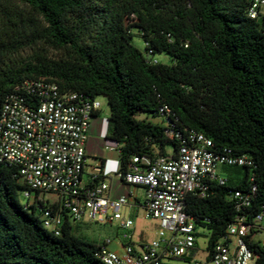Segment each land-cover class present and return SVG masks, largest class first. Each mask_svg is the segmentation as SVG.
Masks as SVG:
<instances>
[{
	"label": "trees",
	"instance_id": "16d2710c",
	"mask_svg": "<svg viewBox=\"0 0 264 264\" xmlns=\"http://www.w3.org/2000/svg\"><path fill=\"white\" fill-rule=\"evenodd\" d=\"M251 4L0 0V106L25 81L108 98L105 139L122 145L116 154L122 172L135 158L147 169L156 157L175 154L180 142L166 135L168 127L183 136L202 133L221 153L249 156L254 168L223 167L225 186L211 183L206 198L186 200L187 214L210 231L213 245L238 215L232 193L254 186L253 215L264 206V16L251 19ZM137 36L144 51L133 43ZM158 54L171 63L159 62ZM164 106L168 121L159 115ZM103 181L98 176L91 184ZM23 189L19 168L0 162V264H105L97 257L101 244L75 234L67 211L61 235L48 231L43 212L61 205L23 206ZM249 247L264 264V248L250 238Z\"/></svg>",
	"mask_w": 264,
	"mask_h": 264
},
{
	"label": "built area",
	"instance_id": "2783aa9c",
	"mask_svg": "<svg viewBox=\"0 0 264 264\" xmlns=\"http://www.w3.org/2000/svg\"><path fill=\"white\" fill-rule=\"evenodd\" d=\"M248 15L254 20L264 16V0H252ZM101 109L99 97L85 99L65 93L51 81H25L0 106V162L19 168L22 196L29 207L48 197L61 205L60 211L48 208L43 212L48 231L61 235L63 211L72 225L85 220L104 225L118 222L122 250H111L110 241L101 244L97 257L105 264H257L258 256L249 247V238L260 244L264 237V206L252 213L256 187L231 194L238 215L226 235L213 245L210 231L186 212L189 196L206 198L211 183H228L220 169L254 168L252 158L216 151L213 141L202 133L189 131L183 136L168 127L166 135L180 142L175 154L156 157L147 169L135 158L127 171L122 172L121 167L116 173L98 162L86 182V146L93 117ZM159 115L168 121L169 108H160ZM107 126L104 119L105 138ZM111 143L106 150L120 155L122 145ZM98 176L106 180L117 177L129 186L145 189V218L160 223L157 239L134 242L135 223L122 212L129 205L128 198H112L106 180L91 184ZM201 253L206 254L204 261L199 260Z\"/></svg>",
	"mask_w": 264,
	"mask_h": 264
},
{
	"label": "rangeland",
	"instance_id": "374dc122",
	"mask_svg": "<svg viewBox=\"0 0 264 264\" xmlns=\"http://www.w3.org/2000/svg\"><path fill=\"white\" fill-rule=\"evenodd\" d=\"M133 43L141 51L145 50V44L141 37H138V36L135 37ZM155 58L159 62H162V63H171V57L166 54H158L155 56ZM99 101L102 104V109H101L100 115L94 118V121H96V124L94 125L93 131L90 134L89 162L91 164L92 163L94 164L95 162H97V159H99L98 152H100V154H103V155L106 153H110L108 150H106V147L112 144L111 142L107 141L102 134L104 119L108 120L110 116V107L108 104V98L102 96V97H99ZM138 118L141 120L148 119L152 121L153 123L162 124V120L160 118H154L146 114H140L138 115ZM172 149L173 148L171 146L167 148L169 152H172ZM220 172L223 175H225V172H223V169H220ZM127 187H131V186L128 185ZM19 200L23 206L26 205L27 200H25L22 195H20ZM47 200L50 201L51 204H54L55 202H57V199L54 197H48ZM122 212L126 217L131 218L135 223L134 242L138 244L141 242L150 243L153 240L158 238V234L160 231V223L153 219H146L145 209L143 206H139L136 208H129V206H126L123 208ZM118 224H119L118 222H113V223L104 225L101 223L85 220L82 223L74 224L73 228H74V233L79 236H82L84 238H87L88 240H91L99 244H103L105 242L110 241L111 244L109 245V248L111 250L121 251L122 249L119 245V242L121 241V238H122V231L119 229ZM205 234H208V233H205ZM200 242L202 246L204 247L205 246L204 240L201 239ZM260 245L264 248V237L261 238ZM205 258H206L205 253H201L199 255V260L204 261ZM250 264H256V262L252 261Z\"/></svg>",
	"mask_w": 264,
	"mask_h": 264
},
{
	"label": "crops",
	"instance_id": "0c3cea01",
	"mask_svg": "<svg viewBox=\"0 0 264 264\" xmlns=\"http://www.w3.org/2000/svg\"><path fill=\"white\" fill-rule=\"evenodd\" d=\"M93 121H94V119H93ZM95 124H96V121L92 122L90 134L92 133ZM89 147H90V137H89V140H88L87 146H86L87 163H86V168H85L84 177H83L86 182L89 180V178L93 172V167L98 162H102V160H104V165H106L107 170H113L114 167L116 166V163L113 162L112 160H118L119 159L116 154L106 153L103 155V154H100V152H98L99 159H97V162H95L94 164L93 163L91 164L89 162V158H90V151H89L90 148ZM106 181L111 186L110 195L112 198H118L121 196H126L129 200V205H128L129 208H136L139 206L144 207V205H145V189L144 188L133 187V186L127 187L128 185L125 184L122 180H120L117 177H109Z\"/></svg>",
	"mask_w": 264,
	"mask_h": 264
},
{
	"label": "clouds",
	"instance_id": "9594fccd",
	"mask_svg": "<svg viewBox=\"0 0 264 264\" xmlns=\"http://www.w3.org/2000/svg\"><path fill=\"white\" fill-rule=\"evenodd\" d=\"M113 162H115L116 163V166L114 167V169L113 170H108V171H111V172H118L119 171V169L122 167L121 166V162L119 161V159L118 160H112ZM107 169V168H106Z\"/></svg>",
	"mask_w": 264,
	"mask_h": 264
}]
</instances>
